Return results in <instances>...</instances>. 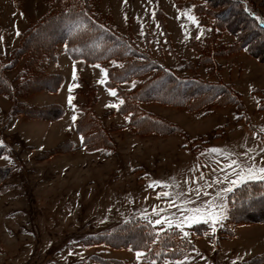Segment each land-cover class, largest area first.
I'll use <instances>...</instances> for the list:
<instances>
[{
  "label": "rangeland",
  "instance_id": "obj_1",
  "mask_svg": "<svg viewBox=\"0 0 264 264\" xmlns=\"http://www.w3.org/2000/svg\"><path fill=\"white\" fill-rule=\"evenodd\" d=\"M244 1L252 4L260 14L258 23L264 25L263 0ZM52 2L0 0L3 64L10 62L21 33L38 21ZM194 5L193 0L96 1L100 16L119 32L129 34L139 49L179 78L193 76L202 84L226 85L236 94L240 109L233 104L212 105L204 113L168 103L141 102L146 112L180 128L182 133H165L158 128L138 133L117 108L109 107L121 99L110 95L112 90L105 87V68L71 58L63 45L57 47L56 60L44 65L48 73L63 77L58 91L24 99L35 106L62 105L65 112L60 119L26 121L12 116L8 99L0 95V144L11 150L10 156L0 158V165L20 168L0 185V264H97L98 257L122 264H149L138 260L136 251L130 248L90 244L81 239L131 218L143 217L153 223L165 216L182 218L180 206L187 200L204 205L237 178L235 168L227 167L230 160L224 158L225 154L245 165L264 167V63L245 50L234 49L215 54L212 61L218 70L214 66V72H209L210 65H198L200 53L189 45H203L210 27L200 24L193 13ZM189 16H194L196 23ZM220 38L225 43L236 42V37L229 34ZM185 62L196 65V73L189 71L190 65ZM16 70L6 72L9 80ZM90 85L96 88L94 110L109 129L110 148L88 151L73 131L72 117L77 119L79 115L75 104L84 102V91ZM70 95L73 107L68 104ZM66 138L74 142V150L45 152ZM211 149H218V154ZM226 174L229 181L219 183ZM154 182L169 187L149 188ZM163 191L171 197L158 199ZM227 196L223 201L228 207L227 218L216 225L215 234L210 224H205L201 235L190 233L195 224L180 230L187 233L193 246V251L179 260L182 264H243L264 253V222H229ZM166 262L175 261L156 264Z\"/></svg>",
  "mask_w": 264,
  "mask_h": 264
},
{
  "label": "trees",
  "instance_id": "obj_2",
  "mask_svg": "<svg viewBox=\"0 0 264 264\" xmlns=\"http://www.w3.org/2000/svg\"><path fill=\"white\" fill-rule=\"evenodd\" d=\"M96 1L53 0L49 10L21 33L17 47L12 50L10 62L3 64L0 59V95L8 99L12 116L26 121L52 122L64 115V108L60 104L35 106L24 101L37 93L58 91L63 77L48 73L44 65L56 60L59 45L64 46L66 54L71 58L100 64L105 68V87L114 90L116 97L124 101L117 112L128 118L129 124L138 133L157 128L165 133H182L180 128L146 112L141 107V102L168 103L204 113L212 105L233 104L240 109L236 94L226 85L202 84L193 76L179 78L146 51L139 49L129 34L119 32L111 22L100 16ZM193 1L194 15L200 24L210 27V34L205 37L203 45L194 42L189 45L200 53L198 65H210L209 72H214V66L218 70L212 61L215 54L219 56L222 51L234 49L245 50L248 55L264 63V25L259 24L255 18L260 14L252 4L247 5L244 0ZM225 34L236 37V42H222L220 37ZM202 49L207 53L202 51L201 54ZM21 60L24 63L21 64ZM188 64L190 66L187 69L196 73V65ZM12 69H17V74L9 80L5 74ZM145 76L147 78L142 79ZM122 84L131 86L124 88ZM88 87L87 92L84 91V102L75 104L79 115L74 122L73 131L81 137V145L88 151L110 148L112 142L109 129L94 110L97 100L95 85ZM74 148V142L66 138L55 148L45 152H69ZM10 152L3 145L0 146V158L10 156ZM19 169L15 165H0V185L5 179L18 174ZM227 200L229 222H264V181L240 184L228 193ZM205 230V224L200 223L193 225L190 233L201 235ZM157 232L160 233L159 236L155 235ZM81 241L145 251L146 256L141 260L146 263L151 260L156 263L179 261L193 251L192 242L180 230L162 225L153 228L141 218L128 219L106 230L87 235ZM97 261V264H122L116 259L102 257H98ZM243 264H264V253Z\"/></svg>",
  "mask_w": 264,
  "mask_h": 264
},
{
  "label": "snow or ice",
  "instance_id": "obj_3",
  "mask_svg": "<svg viewBox=\"0 0 264 264\" xmlns=\"http://www.w3.org/2000/svg\"><path fill=\"white\" fill-rule=\"evenodd\" d=\"M189 19L193 21V23H196L194 16H189ZM199 39V36L197 37ZM95 67H99V65H94ZM119 67H122V65H119ZM103 71V70H102ZM77 79L75 69L73 71V80ZM72 89L69 88V92H71ZM110 95L116 96L117 93L113 90L110 91ZM73 97L70 95L68 97V104L69 107H73L72 105ZM124 101L121 100L119 104L109 105V107H114L119 109V106L123 104ZM72 120H76V116L73 115ZM2 146V144H0ZM214 154H218V149H211L210 150ZM224 158L226 160H230V162L227 164L228 168H235L236 170V179H232L229 181V174H226L223 178V180L218 181L219 183H224L225 181H229L228 187L224 188L222 192H217L216 196L212 200H208L204 205H197V201L193 199H189L185 202L184 205L180 206V212L182 213V218L180 219H174L170 216H165L162 219H157L153 223L152 221H148L152 225L153 228L160 225H167V228L172 229H179L183 230L184 227H191L193 224H210L212 233L215 234L216 231V225L221 223L224 219L227 218V212L228 207L223 202L225 199V196L227 193H230L233 191L234 186H238L242 183H246L249 180H261L264 181V167H260L257 169L254 165H245L241 162H238L235 159H231L230 154H225ZM254 159V158H253ZM223 170V169H222ZM155 185H158L161 188H167L169 185H163L158 184V182H154L153 184H149V188H153ZM208 187H211V184L208 185ZM197 192V198L201 195V192L199 189L196 190ZM203 195L207 196L208 193L205 192ZM160 197H163L165 199H169L171 197V193L167 191H163L158 195V199ZM172 204H175V200L172 201ZM187 205H195L193 207H188ZM155 212V210H154ZM143 219V217H141ZM159 232H157L155 235L159 236ZM184 235L186 236L187 233L185 232ZM146 256V252L142 250L136 251V257L137 259H141ZM149 264H156L155 260L149 261ZM166 264H172V262H166ZM174 264H182L181 261H175ZM235 264V262H233Z\"/></svg>",
  "mask_w": 264,
  "mask_h": 264
}]
</instances>
